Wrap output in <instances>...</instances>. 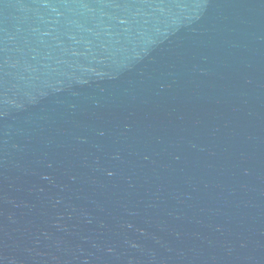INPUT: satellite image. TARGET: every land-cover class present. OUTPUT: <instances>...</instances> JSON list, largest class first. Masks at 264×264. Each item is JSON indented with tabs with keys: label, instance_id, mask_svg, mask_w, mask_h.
Listing matches in <instances>:
<instances>
[{
	"label": "water",
	"instance_id": "1",
	"mask_svg": "<svg viewBox=\"0 0 264 264\" xmlns=\"http://www.w3.org/2000/svg\"><path fill=\"white\" fill-rule=\"evenodd\" d=\"M0 264H264V0H0Z\"/></svg>",
	"mask_w": 264,
	"mask_h": 264
}]
</instances>
